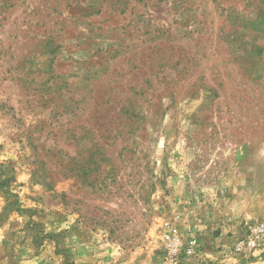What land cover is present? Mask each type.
<instances>
[{
  "label": "rangeland",
  "instance_id": "obj_1",
  "mask_svg": "<svg viewBox=\"0 0 264 264\" xmlns=\"http://www.w3.org/2000/svg\"><path fill=\"white\" fill-rule=\"evenodd\" d=\"M0 264H264V0H0Z\"/></svg>",
  "mask_w": 264,
  "mask_h": 264
},
{
  "label": "trees",
  "instance_id": "obj_2",
  "mask_svg": "<svg viewBox=\"0 0 264 264\" xmlns=\"http://www.w3.org/2000/svg\"><path fill=\"white\" fill-rule=\"evenodd\" d=\"M12 182V179H1L0 177V187L6 188L9 187L10 183Z\"/></svg>",
  "mask_w": 264,
  "mask_h": 264
},
{
  "label": "built area",
  "instance_id": "obj_3",
  "mask_svg": "<svg viewBox=\"0 0 264 264\" xmlns=\"http://www.w3.org/2000/svg\"><path fill=\"white\" fill-rule=\"evenodd\" d=\"M260 233L264 234V229H260Z\"/></svg>",
  "mask_w": 264,
  "mask_h": 264
}]
</instances>
